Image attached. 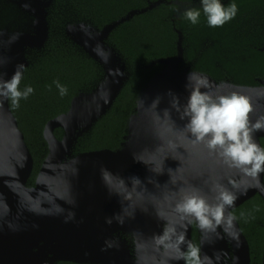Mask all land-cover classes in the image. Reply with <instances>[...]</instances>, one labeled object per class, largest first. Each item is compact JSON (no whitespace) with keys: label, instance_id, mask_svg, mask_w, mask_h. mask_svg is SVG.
<instances>
[{"label":"water","instance_id":"obj_1","mask_svg":"<svg viewBox=\"0 0 264 264\" xmlns=\"http://www.w3.org/2000/svg\"><path fill=\"white\" fill-rule=\"evenodd\" d=\"M52 2L14 0L26 21L18 28H0V80H9L18 65L23 66L22 77L26 55L43 47ZM162 3L172 2H149L101 29L86 22L66 25L65 35L102 67L103 77L89 92L74 96L66 113L45 124L48 154L33 186H27L31 154L8 98L0 96V264H184L193 229L200 236L203 264L230 255L231 264H250L247 240L237 220L229 224L227 218L255 195L264 200V172L247 176L197 142L185 130L184 107L192 88L187 77L193 73L208 82L202 92L248 96L255 123L264 116V80L253 87L238 86L180 70L182 36L177 31L176 57L148 65L164 68L141 89L120 147L72 155L77 139L107 113L128 78L121 56L107 44L110 33ZM55 129L63 131L61 139ZM262 138L264 130L253 133L261 148ZM217 186L235 196L219 225L213 221L211 228L201 229L193 217L176 211L194 192L217 203Z\"/></svg>","mask_w":264,"mask_h":264},{"label":"trees","instance_id":"obj_2","mask_svg":"<svg viewBox=\"0 0 264 264\" xmlns=\"http://www.w3.org/2000/svg\"><path fill=\"white\" fill-rule=\"evenodd\" d=\"M155 1L159 0H53L48 9L47 39L41 49L30 50L26 55L28 66L19 84L20 91L31 87L33 92L26 99L21 98L18 106L8 98L33 160L27 186H33L48 154L43 138L45 124L66 113L74 96L89 92L103 77L102 67L65 35L66 25L86 22L101 29L129 11ZM165 1L172 3L134 15L110 33L107 44L121 56L128 78L107 113L77 139L72 155L120 147L141 89L164 68L160 64L148 65L157 59L176 57L177 31L182 36L180 70L203 73L216 82L238 86L253 87L264 80V0H220L224 6L234 3L238 9L235 18L221 27L208 25L201 0ZM189 9L201 11L198 23L184 18ZM25 21L14 0H0V28H18ZM57 83L66 89L65 94L61 95ZM62 134L61 129L54 130L57 139ZM260 143L264 148V138ZM232 215L248 241L250 264H260L264 249V200L255 195L234 209Z\"/></svg>","mask_w":264,"mask_h":264},{"label":"clouds","instance_id":"obj_3","mask_svg":"<svg viewBox=\"0 0 264 264\" xmlns=\"http://www.w3.org/2000/svg\"><path fill=\"white\" fill-rule=\"evenodd\" d=\"M201 5L210 27L223 26L234 19L238 11L236 4L224 6L220 0H201ZM200 15L201 11L198 9H189L183 14L192 24L198 23ZM22 67L18 65V70L9 80H0V96L11 98L17 106L21 98L26 99L33 92L31 87L23 92L19 90V69ZM187 81L192 84V88L184 107V116L188 117L185 130L197 142H204L210 151L216 152L230 167L257 178L264 172V148L255 143L253 133L264 130V116H260L255 123L250 120L249 114L254 108L248 96L237 92L226 95L202 92L201 88H207L208 82L193 73L188 74ZM57 87L60 88L61 95L65 94V88L58 83ZM217 187V203L210 204L204 196L194 192L177 204L176 211L193 217L201 229L211 228L213 221L219 225L225 220V207L233 204L235 196L221 186ZM233 219L234 217L229 216L228 223ZM183 239L181 236L179 242H183ZM182 258L186 260V264H203L199 248L191 243Z\"/></svg>","mask_w":264,"mask_h":264},{"label":"flooded vegetation","instance_id":"obj_4","mask_svg":"<svg viewBox=\"0 0 264 264\" xmlns=\"http://www.w3.org/2000/svg\"><path fill=\"white\" fill-rule=\"evenodd\" d=\"M262 226L264 228V225H262ZM240 230H241V228H240ZM241 232H242V230H241ZM243 235H244V233H243ZM244 237H245V235H244ZM191 238H192V245H194L197 248H199V238H200V236H199V234L197 233V231L195 229L192 230V237ZM245 239H246V237H245ZM247 243H248V241H247ZM248 246H249V244H248ZM249 255H250V247H249ZM230 258H231V255L230 256H224L222 258L218 257L216 259V261L213 262V264H231V259ZM260 260H261L260 264H264V249H263V251L261 253V259ZM184 264H186V260H185Z\"/></svg>","mask_w":264,"mask_h":264}]
</instances>
